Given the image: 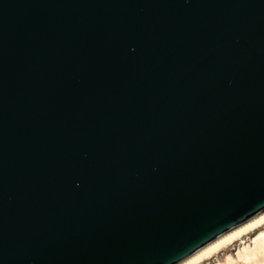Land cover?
Segmentation results:
<instances>
[{"label": "water", "instance_id": "95a60500", "mask_svg": "<svg viewBox=\"0 0 264 264\" xmlns=\"http://www.w3.org/2000/svg\"><path fill=\"white\" fill-rule=\"evenodd\" d=\"M264 215V0H0V264H184Z\"/></svg>", "mask_w": 264, "mask_h": 264}, {"label": "rangeland", "instance_id": "374dc122", "mask_svg": "<svg viewBox=\"0 0 264 264\" xmlns=\"http://www.w3.org/2000/svg\"><path fill=\"white\" fill-rule=\"evenodd\" d=\"M264 227L235 241L201 264H264Z\"/></svg>", "mask_w": 264, "mask_h": 264}, {"label": "bare ground", "instance_id": "6f19581e", "mask_svg": "<svg viewBox=\"0 0 264 264\" xmlns=\"http://www.w3.org/2000/svg\"><path fill=\"white\" fill-rule=\"evenodd\" d=\"M264 227V215L260 216L259 218L255 219L254 221L250 222L249 224L243 226L242 228L236 230L235 232L231 233L230 235L224 237L220 241L216 242L212 246L208 247L194 258L189 260L184 264H201L202 262L206 261L219 251L223 250L227 246L231 245L235 241H238L248 235L249 233L260 230ZM264 231L260 233L259 236H262Z\"/></svg>", "mask_w": 264, "mask_h": 264}]
</instances>
